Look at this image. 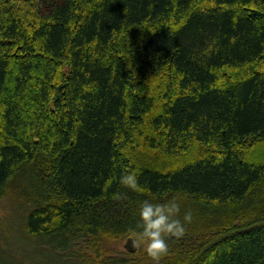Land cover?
Here are the masks:
<instances>
[{
  "label": "trees",
  "instance_id": "1",
  "mask_svg": "<svg viewBox=\"0 0 264 264\" xmlns=\"http://www.w3.org/2000/svg\"><path fill=\"white\" fill-rule=\"evenodd\" d=\"M7 197L80 264H264V0H0ZM173 198L166 253L112 249Z\"/></svg>",
  "mask_w": 264,
  "mask_h": 264
},
{
  "label": "clouds",
  "instance_id": "2",
  "mask_svg": "<svg viewBox=\"0 0 264 264\" xmlns=\"http://www.w3.org/2000/svg\"><path fill=\"white\" fill-rule=\"evenodd\" d=\"M120 183L124 187L135 189L137 179L134 174L121 176ZM180 203L173 198L165 202H154L145 199L138 205L137 221L139 231L133 230L130 237L134 246L144 245L145 251L153 259H158L168 251V238L180 239L186 234V224L193 220L191 211L179 218Z\"/></svg>",
  "mask_w": 264,
  "mask_h": 264
},
{
  "label": "rangeland",
  "instance_id": "3",
  "mask_svg": "<svg viewBox=\"0 0 264 264\" xmlns=\"http://www.w3.org/2000/svg\"><path fill=\"white\" fill-rule=\"evenodd\" d=\"M258 150L259 154H262V148ZM23 214L13 197L0 199V234L4 249L15 255L13 261L18 264H80L77 261L63 259L58 252L50 248H41L39 245L41 243L30 236L22 226ZM127 239L114 241L112 249L120 254L127 252L125 248ZM43 246L46 247V244ZM72 250L82 252L80 247H74Z\"/></svg>",
  "mask_w": 264,
  "mask_h": 264
},
{
  "label": "water",
  "instance_id": "4",
  "mask_svg": "<svg viewBox=\"0 0 264 264\" xmlns=\"http://www.w3.org/2000/svg\"><path fill=\"white\" fill-rule=\"evenodd\" d=\"M125 248H126L128 251H130V252H135V251L137 250V246H134V245H133L132 240H131L130 237L127 239V242H126Z\"/></svg>",
  "mask_w": 264,
  "mask_h": 264
}]
</instances>
